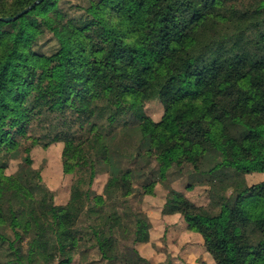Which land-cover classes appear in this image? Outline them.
<instances>
[{
  "label": "trees",
  "instance_id": "trees-1",
  "mask_svg": "<svg viewBox=\"0 0 264 264\" xmlns=\"http://www.w3.org/2000/svg\"><path fill=\"white\" fill-rule=\"evenodd\" d=\"M33 1L0 0V18ZM78 1V19L59 0L0 19V149L25 153L13 174L0 163V264H72L91 250V262L129 264L135 249H119L121 240L148 242V223L103 207L132 195L134 180L147 193L172 169H187L184 189L203 184L220 205L205 215L172 190L215 264H264V180L246 178L264 172V0ZM47 32L55 49L37 51ZM156 97L158 122L144 111ZM10 119L63 141L62 170L73 178L59 210L31 148L4 130ZM98 166L108 178L92 200ZM83 215L97 220L78 226Z\"/></svg>",
  "mask_w": 264,
  "mask_h": 264
},
{
  "label": "rangeland",
  "instance_id": "rangeland-1",
  "mask_svg": "<svg viewBox=\"0 0 264 264\" xmlns=\"http://www.w3.org/2000/svg\"><path fill=\"white\" fill-rule=\"evenodd\" d=\"M59 5L67 11L71 17L78 19L83 16V9L80 7L81 3L78 0H59ZM55 47L56 41L52 38V35L47 32L45 37L39 40L35 49L43 53H51ZM144 111L155 122L160 121L164 114L162 103L158 97L145 102ZM4 130L8 131L10 136L21 143L22 146L27 145L31 148L30 154L33 159V167L41 171L43 183L53 192L55 207L59 210L68 200L70 184L73 178V174H65L62 170L61 151L63 141L61 139L43 136L42 131L34 123L23 124L17 119H10L5 122ZM32 141L36 142L32 144ZM19 151L18 155L14 157L7 146L0 149V163L6 168V174H13L22 166L25 153L22 151V147ZM173 172L174 169L168 171L166 180H159L153 183L149 187L147 193H144L140 186L144 178L134 180V193L128 198H122L118 192L103 207L104 213L111 214L113 212H118L124 216L123 222L126 223L130 221L129 217L126 215H131V213L139 211L148 223L151 222L156 225L159 222L158 216H160L161 212L166 217L171 218L173 216L172 222L175 221L171 224L178 229L182 224L180 220H176L175 218L173 206L175 202L172 189L177 185L180 187V182L186 183V181H188V170L184 169L181 174H174ZM107 178L108 174L105 169L102 166H98L89 194L92 200L103 195V188ZM246 178H249V181L247 180L249 184L251 182L261 181L264 180V173L256 172L253 176L246 175ZM208 189L209 188L203 184L195 185L191 190L185 188L182 193L187 196L191 202L200 206V213L210 216L219 212L220 205L209 203ZM160 218H162V215ZM92 220L95 221L97 219L83 215L78 226L87 225L91 223ZM160 225L161 223L159 226ZM156 229L157 233L154 235V239L160 242L158 249L160 256H157L158 260H156L155 264H172L173 260L171 258V253L168 252L166 243L169 239L167 236L168 234L166 230L163 231L162 227H160V232H158L159 228ZM6 231L12 234L8 229H6ZM126 245L135 249L130 250L126 254L129 264H151V260L144 256L145 250H141L140 248L143 244H132L130 238L128 240H121L119 249L125 251L124 247ZM16 247L20 259L23 263H27L25 242H17ZM89 253L86 257L87 260L84 261L80 260L78 255H75L72 264H105L91 262L90 259L98 257L96 250H91ZM198 262L202 264L201 261ZM185 264H187V262ZM188 264H193V262Z\"/></svg>",
  "mask_w": 264,
  "mask_h": 264
},
{
  "label": "crops",
  "instance_id": "crops-1",
  "mask_svg": "<svg viewBox=\"0 0 264 264\" xmlns=\"http://www.w3.org/2000/svg\"><path fill=\"white\" fill-rule=\"evenodd\" d=\"M251 176H253V174ZM179 186L180 187H178V185L174 186L173 189L182 192L184 190L185 183L180 182ZM174 205L175 204H173V206ZM174 212L176 220H180L182 224L178 229H176V227L171 224L175 221L174 220L172 222L173 216L169 218L161 212L160 216L162 215V218L158 216L159 222L161 223L160 226L159 222L156 225L152 224L151 222H147L149 226V240L148 242L139 243L143 244L140 248L141 250H145L144 256L151 260V264H155L156 260H158L157 256H160V253L158 252L160 242L154 239V235L157 233L156 228H159L158 232H160V227H162L163 231L166 230L168 234L167 236L169 239L166 241V243L168 246V252L171 253V258L173 260L172 264H185L186 262L187 264L191 262H193V264H199L198 261H201L202 264H215L214 259L212 258L210 253L207 252L204 246L202 236L194 231L189 230L187 228V223L184 221L182 215L180 213H177L175 210Z\"/></svg>",
  "mask_w": 264,
  "mask_h": 264
},
{
  "label": "water",
  "instance_id": "water-1",
  "mask_svg": "<svg viewBox=\"0 0 264 264\" xmlns=\"http://www.w3.org/2000/svg\"><path fill=\"white\" fill-rule=\"evenodd\" d=\"M42 1L43 0H34L30 5H28L27 7L23 8L21 11L16 13L14 16H9V17L0 18V19H2L4 21H10V20L17 19L20 16H22L23 14L29 12L31 9H33L36 5L40 4Z\"/></svg>",
  "mask_w": 264,
  "mask_h": 264
}]
</instances>
